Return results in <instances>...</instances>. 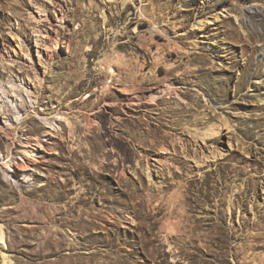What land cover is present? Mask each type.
<instances>
[{
  "label": "rangeland",
  "instance_id": "1",
  "mask_svg": "<svg viewBox=\"0 0 264 264\" xmlns=\"http://www.w3.org/2000/svg\"><path fill=\"white\" fill-rule=\"evenodd\" d=\"M81 6L0 0V264H264V0Z\"/></svg>",
  "mask_w": 264,
  "mask_h": 264
},
{
  "label": "bare ground",
  "instance_id": "2",
  "mask_svg": "<svg viewBox=\"0 0 264 264\" xmlns=\"http://www.w3.org/2000/svg\"><path fill=\"white\" fill-rule=\"evenodd\" d=\"M70 1H73L74 2V4H75V8H74V11L75 12H77L82 6H81V0H69V2ZM76 16V18H80V16H77V15H75ZM55 31H56V33L58 34V36H60V31L58 30V29H54ZM45 35L43 34V37H44ZM57 38V37H56ZM56 41L58 42V39H56ZM49 51H53L54 49L53 48H49L48 49ZM111 72L112 71H114V69H112L111 68V70H110ZM167 86H168V88H165V89H161V93L162 94H170V93H172V91L169 89L170 87H171V85L169 84V83H167L166 84ZM151 99L152 100H154L155 98L154 97H151ZM34 105H36V103H37V101L35 100V101H31ZM108 104V103H107ZM14 113H15V115H16V118H12V120L11 119H7V123L9 124V125H11L12 126V128L13 127H15V125H14V122H13V120H18V118L19 117H23V115H24V112L26 111V109H25V107L23 108L22 106H16L14 109ZM187 111V110H186ZM46 117V116H45ZM51 117H46V119H47V121H48V123H49V127H50V129H57V125L55 124V122H54V120H52V119H50ZM203 120V118L202 117H198V116H196L195 118H194V121L196 122V123H198V122H203L202 121ZM195 123V124H196ZM205 123V122H204ZM190 131V130H189ZM193 130L191 129V132H192ZM200 132H202V131H200ZM196 133V132H195ZM194 134V133H193ZM197 134V133H196ZM200 134V133H199ZM214 133H211V132H203L202 133V135L199 137V135H196V137L199 139H203L204 141H206L207 140V136H211V135H213ZM43 135H45V134H43ZM166 135H168L169 136V133H167L166 132ZM157 142V141H156ZM41 143V142H40ZM194 145H197V146H201L200 144H199V140H194L193 142H192ZM205 143V142H204ZM230 143V146H232V147H235V144L233 143V142H229ZM25 147H26V149H24V154L23 155H21V154H18V152H16V151H14V150H11V152H10V154H9V158H10V160H9V162L5 165V169L7 170V171H10V172H12V173H15V174H13V175H11V177L12 176H14L15 177V175H16V172H17V170L18 169H20V173H18V174H20V175H23V173H22V171L24 170V169H27V168H32L31 167V163H29L28 161H27V159H28V155H30V156H33V155H35L36 157H35V159H34V161L36 162V161H38V157L37 156H39V154H38V152L36 151V145L37 144H33V143H28V142H25ZM203 145V144H202ZM30 149H32V151L30 150ZM212 151V150H211ZM215 151H216V149H215ZM209 153H210V151H209ZM213 153V152H212ZM219 154H220V152H218ZM211 155H206V157H210ZM16 160V161H15ZM25 178V177H24ZM23 177H22V179H24ZM13 181H16V182H19V180H13Z\"/></svg>",
  "mask_w": 264,
  "mask_h": 264
}]
</instances>
